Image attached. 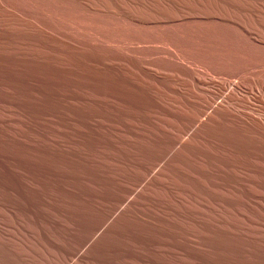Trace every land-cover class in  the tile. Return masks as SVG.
Here are the masks:
<instances>
[{"label":"rangeland","instance_id":"obj_1","mask_svg":"<svg viewBox=\"0 0 264 264\" xmlns=\"http://www.w3.org/2000/svg\"><path fill=\"white\" fill-rule=\"evenodd\" d=\"M0 264H264V0H0Z\"/></svg>","mask_w":264,"mask_h":264},{"label":"bare ground","instance_id":"obj_2","mask_svg":"<svg viewBox=\"0 0 264 264\" xmlns=\"http://www.w3.org/2000/svg\"><path fill=\"white\" fill-rule=\"evenodd\" d=\"M191 123H193V122H191ZM173 142H174V140H173ZM171 143H172V142H171ZM171 143H170V144H171ZM175 143H176V142H175ZM171 145H176V144H173V143H172ZM170 147H172V146H170ZM119 201H120V199H119ZM119 201H118V202H119ZM106 214H107V213H106ZM106 217H107V216H106ZM103 218H105V216H104ZM97 225H98L97 223H96V225H93V226L90 228L89 233H91V232L96 228ZM97 229H98V228H96L95 230H97ZM94 232H95V231H94ZM89 233H88V234H89ZM84 238H85V237H84ZM82 240H84V239L82 238ZM82 240H81V241H82ZM84 241L86 242V238H85ZM84 241H83V242H84ZM87 241H88V240H87ZM94 241H96V240L94 239ZM81 243H82V242H81ZM79 244H80V243H79ZM83 244H84V243H82V245H83ZM78 246H80V245H78ZM91 246H92V243H91ZM87 249H88V248H87ZM84 250H85V249H84ZM84 250L81 251L82 253L79 254V256H78V260H83L82 258H85V256H84V255H85V254H84ZM73 251H75V250L73 249ZM85 253H86V252H85Z\"/></svg>","mask_w":264,"mask_h":264}]
</instances>
